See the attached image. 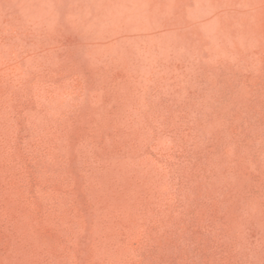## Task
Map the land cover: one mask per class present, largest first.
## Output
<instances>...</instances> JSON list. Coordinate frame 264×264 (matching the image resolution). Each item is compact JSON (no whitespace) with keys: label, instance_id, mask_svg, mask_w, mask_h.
<instances>
[{"label":"rangeland","instance_id":"1","mask_svg":"<svg viewBox=\"0 0 264 264\" xmlns=\"http://www.w3.org/2000/svg\"><path fill=\"white\" fill-rule=\"evenodd\" d=\"M0 264H264V0H0Z\"/></svg>","mask_w":264,"mask_h":264}]
</instances>
